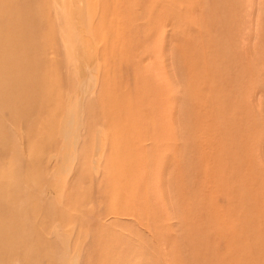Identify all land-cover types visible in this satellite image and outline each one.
Returning a JSON list of instances; mask_svg holds the SVG:
<instances>
[{"label": "rangeland", "instance_id": "1", "mask_svg": "<svg viewBox=\"0 0 264 264\" xmlns=\"http://www.w3.org/2000/svg\"><path fill=\"white\" fill-rule=\"evenodd\" d=\"M0 264H264V0H0Z\"/></svg>", "mask_w": 264, "mask_h": 264}, {"label": "bare ground", "instance_id": "2", "mask_svg": "<svg viewBox=\"0 0 264 264\" xmlns=\"http://www.w3.org/2000/svg\"><path fill=\"white\" fill-rule=\"evenodd\" d=\"M82 2H84V4H86L87 0H82ZM73 3H74V1H73ZM90 11L87 8H85L84 6H79V13H80L82 20H83L82 22L87 28H90V26H91L92 12H90ZM89 33H92V31L91 32L89 31ZM81 35H83V34H81ZM82 42H85V41L82 40ZM84 44H86V43H84ZM87 44H88V42H87ZM76 45L79 46L80 44L77 43ZM81 45H82V47L85 46L83 44H81ZM87 72L89 74L88 78L80 83V91L82 94L79 98H77L69 106L67 115H66L65 120H64V124L62 126L61 136L67 142L69 149L72 147L77 149V147H79L78 145L81 141V133H82V130L84 129V103H86L85 100H86L88 94L92 93L96 89V86H97V80L95 79V77L92 74V68L89 67L87 69ZM102 145H104L103 140H102V135L99 134L97 137V143H96V147H95L96 151L94 152L96 159L99 157L100 152L103 150ZM64 158H65L66 163L70 162V161L72 162L73 156H70L69 154H67ZM96 159H94V160H96ZM96 163H94V164L98 165ZM70 164H72V163H70Z\"/></svg>", "mask_w": 264, "mask_h": 264}]
</instances>
